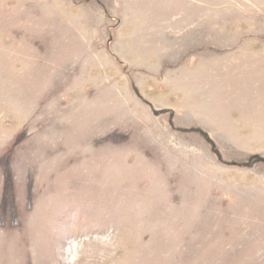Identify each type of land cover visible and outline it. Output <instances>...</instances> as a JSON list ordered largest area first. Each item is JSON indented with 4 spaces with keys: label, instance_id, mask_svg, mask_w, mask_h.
Here are the masks:
<instances>
[{
    "label": "rangeland",
    "instance_id": "374dc122",
    "mask_svg": "<svg viewBox=\"0 0 264 264\" xmlns=\"http://www.w3.org/2000/svg\"><path fill=\"white\" fill-rule=\"evenodd\" d=\"M0 264H264V0H0Z\"/></svg>",
    "mask_w": 264,
    "mask_h": 264
}]
</instances>
